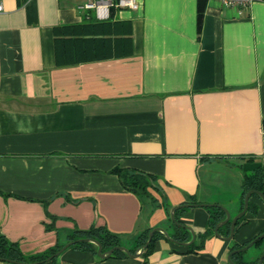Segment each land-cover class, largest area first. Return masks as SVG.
Segmentation results:
<instances>
[{"label":"crops","instance_id":"1","mask_svg":"<svg viewBox=\"0 0 264 264\" xmlns=\"http://www.w3.org/2000/svg\"><path fill=\"white\" fill-rule=\"evenodd\" d=\"M94 1L0 0V192L10 193H0V233L25 255L92 226L129 249L148 228L171 235V208L183 203L196 239L209 218L199 204L232 218L243 173L264 165V0H207L200 30L197 0H137L112 16ZM110 18L130 22L129 55L55 65L54 27ZM115 167L155 175L156 202L123 188ZM251 200L256 213L231 237L223 227L200 248L158 230L145 263L142 252L101 257L71 244L55 264H237L229 253L264 229V202ZM260 239L242 264H258Z\"/></svg>","mask_w":264,"mask_h":264},{"label":"trees","instance_id":"2","mask_svg":"<svg viewBox=\"0 0 264 264\" xmlns=\"http://www.w3.org/2000/svg\"><path fill=\"white\" fill-rule=\"evenodd\" d=\"M117 0H113L116 2ZM207 0H197V26L198 30L202 26V20ZM117 6L110 5L109 11L112 16L113 11ZM131 24L129 21H114L111 18L108 20L85 21L72 24H63L53 28L54 35V60L55 65L64 66L70 64H77L79 62L91 61L109 57L125 56L132 52L131 41ZM126 190H129L137 195H147L151 197L153 202L156 199L149 193V188L160 190L156 183V176L135 168L128 167H115L112 169ZM257 189L264 192V165H259L250 172H244L241 179V209L243 207L244 197L248 190ZM4 195L10 193L0 192ZM17 196V195H16ZM251 197L262 199L256 193H252L249 197L247 211L256 213L257 207L252 202ZM163 202L166 204V200ZM187 206H179L174 211L173 232L171 236L178 241H188L191 237L190 231L186 228L185 222L180 218V215L186 210ZM209 212V218L205 228L196 233L195 241L191 242L186 248L193 250L200 248L206 237L214 234V227L216 223L223 219L224 210L221 206L212 205L206 207ZM243 215L240 217L242 218ZM226 228V234L229 233V222L218 228ZM151 228H148L139 233L135 239L133 247L129 248L134 252L138 248H142L148 238V233ZM264 229L261 231L263 232ZM260 232V233H261ZM258 233V234H260ZM257 234V235H258ZM162 234L159 231H154L150 242L145 246L142 251L144 257L143 263L152 252L154 248L155 239ZM256 235V236H257ZM255 236V237H256ZM93 238L100 242L102 251L120 245L119 237L117 234L112 233L104 226H92L87 229H74L68 235V241L80 238ZM254 237V238H255ZM197 238L200 242L196 243ZM252 240V239H251ZM249 240V241H251ZM246 241L244 244H247ZM261 239L256 240V244L260 243ZM74 247L88 249L93 252L97 251V245L91 241H78L72 244ZM62 247V244L56 243L47 249L30 255H25L19 248L17 242H13L0 233V259L12 262H22L25 264H55L57 256H54ZM240 253L233 254L235 263L242 264ZM113 255H126L122 250H114Z\"/></svg>","mask_w":264,"mask_h":264},{"label":"water","instance_id":"3","mask_svg":"<svg viewBox=\"0 0 264 264\" xmlns=\"http://www.w3.org/2000/svg\"><path fill=\"white\" fill-rule=\"evenodd\" d=\"M252 193H256L257 195H259V197H260V198L262 199V201L264 202V192H262V191H260V190H257V189H250V190H248V191L246 192V194H245L242 209H241L236 215H234L232 218H230V215H229L228 210H227L226 208H223V207H222V209H223L224 212H225V217H224L222 220H220V221H218V222L216 223V225H215V227H214V234H215V235L220 236V233H219V231H218V228H219L221 225H223V224H225V223H227V222H229V224H230V232H229V235L226 236L225 238H229V237H231V236L233 235V233H234V228H235V224H236L238 218L241 217V216L247 211L249 197H250V195H251ZM190 205H191L190 203H183V204H179V205H175V206H173V207L171 208V212H170V217H171V219H174V211H175V209H176L177 207H179V206H190ZM199 205H201V206H212L213 204H212V203H201V204H199ZM185 226H186V225H185ZM186 228H187V229L190 231V233H191V238H190V240H188V241H178V240L174 239L171 235H169L166 231H163L161 228H159V227H154V228H152V229L149 231V233H148V238H147V240H146V243H145V244L143 245V247H142L139 251H137V252H131L127 247H124V246H122V245H116V246H114V247L108 249L107 251H102V246H101V244H100L99 241H97L96 239H93V238L85 237V238H80V239H76V240L68 241V242L65 243V244H64V245H63V246H62L57 252H55L54 256L58 255L59 252H60L62 249H64L65 247H67V246H69V245H71V244H73V243H75V242H78V241H86V242H87V241H91V242H94V243L97 245V254H98L99 256H101V257L111 255L112 252H113L114 250H116V249H117V250H122V251H124V252H125L127 255H129V256H136V255L140 254V253L143 251V249L145 248V246L150 242V240H151V238H152V235H153L154 231H158V230H159V231L161 230L162 232H164L165 236H166L169 240H171V241H175V242H178V243H181V244H184V245H189V244H190L191 242H193L194 239H195V231H194L191 227H189V226H186ZM262 237H264V231L261 232L260 234H258L255 238H253L251 241H249V242H248L247 244H245L244 246L239 247V248H237V249H233V250L229 253V255H228V260L232 263V262H233V261H232V258H231L232 254H234V253H236V252H241V251L245 250V249L248 248L250 245H252L256 240H258V239H260V238H262ZM263 257H264V251L261 253V255H260L259 258H258V264H262ZM17 263H22V262H17ZM33 264H35V263H33Z\"/></svg>","mask_w":264,"mask_h":264},{"label":"built area","instance_id":"4","mask_svg":"<svg viewBox=\"0 0 264 264\" xmlns=\"http://www.w3.org/2000/svg\"><path fill=\"white\" fill-rule=\"evenodd\" d=\"M108 2L109 5L114 4L117 7L120 6H129L131 8H138V3L137 0H117L116 2H113V0H97L94 1L92 3H88L87 6L90 7H96L97 11H99L100 6H103V4H101L100 2ZM224 5L226 6H233V7H245L248 6L251 2L255 1V0H220ZM2 10V4L0 3V11ZM261 133L264 137V121L262 123V127H261Z\"/></svg>","mask_w":264,"mask_h":264}]
</instances>
